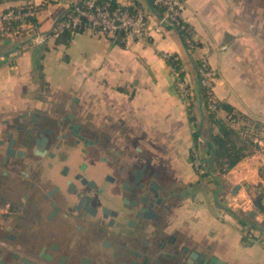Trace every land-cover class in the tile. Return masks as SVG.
Masks as SVG:
<instances>
[{
    "label": "crops",
    "instance_id": "1",
    "mask_svg": "<svg viewBox=\"0 0 264 264\" xmlns=\"http://www.w3.org/2000/svg\"><path fill=\"white\" fill-rule=\"evenodd\" d=\"M25 1L0 0V31L3 12ZM80 1L46 0L38 6H43L37 11L38 29L48 36L43 44L20 34L0 37V114L76 101L85 122L117 139L132 138L168 176L167 182L173 184L174 179L182 189L173 228L183 243L227 264H264V240L243 234L254 223L264 239V213L254 205L259 189L264 191L263 155L253 144V152L226 173L200 175L193 160L212 158L208 143L218 127L208 120L200 100L194 102L203 141L195 148L188 105L179 96L165 58L167 53L179 57L195 96V60L206 61L218 73L215 98L233 107L232 113L220 109L218 117L230 120L249 140L264 132V0H186L183 16L195 43L192 50L176 28L159 25L146 0H121L149 13L146 40L84 30L74 34L69 45L56 44L57 21ZM41 45L49 48L41 61L42 73L34 61ZM40 79L48 91L44 98L36 94ZM230 174L238 178L235 186L223 180Z\"/></svg>",
    "mask_w": 264,
    "mask_h": 264
},
{
    "label": "flooded vegetation",
    "instance_id": "2",
    "mask_svg": "<svg viewBox=\"0 0 264 264\" xmlns=\"http://www.w3.org/2000/svg\"><path fill=\"white\" fill-rule=\"evenodd\" d=\"M167 177L76 101L0 114V264H198Z\"/></svg>",
    "mask_w": 264,
    "mask_h": 264
},
{
    "label": "built area",
    "instance_id": "3",
    "mask_svg": "<svg viewBox=\"0 0 264 264\" xmlns=\"http://www.w3.org/2000/svg\"><path fill=\"white\" fill-rule=\"evenodd\" d=\"M45 1L26 0L21 6L8 8L3 12L1 21L7 24H16L18 27L17 33L26 36L33 44H43L47 41L48 36L39 31L38 26L35 25L32 19L37 16V7L44 4ZM185 2L186 0H155V4L164 8V14L161 17L157 16L159 25L187 29L188 23L183 16ZM64 28L72 29L74 34L90 30L97 36L120 34L126 40H146L149 35L150 23L149 15L145 11L139 10L134 13L130 9V4L123 3L121 0H118L116 5L110 3L100 5L96 4L95 0H88L84 4L73 3L70 15L58 22L53 32L57 34ZM187 43L190 47H195V43L190 37L187 39ZM165 58L176 60L175 57H172V53L165 54ZM170 66L172 75L176 80L179 96L189 106L193 100L194 92L185 77L184 79L181 78V71L175 65ZM199 72L201 84L210 96L208 107L210 110L216 111L217 105L213 89L218 75L217 70L212 68L206 61H203ZM249 138L263 155L262 169L264 170V132L256 133ZM193 166L200 175H204L207 171L204 163L198 158H194ZM258 233L255 228H249L243 232L245 238L250 240H264L260 238Z\"/></svg>",
    "mask_w": 264,
    "mask_h": 264
},
{
    "label": "trees",
    "instance_id": "4",
    "mask_svg": "<svg viewBox=\"0 0 264 264\" xmlns=\"http://www.w3.org/2000/svg\"><path fill=\"white\" fill-rule=\"evenodd\" d=\"M147 4L150 8V10L154 11L159 16H162L164 14V8L162 6H159L155 4V0H146ZM86 0H81L78 2L79 4H84ZM118 0H95L96 4L103 5L105 3H110L111 5H116ZM43 6L37 7V11L41 9ZM130 9L135 13L139 10H143L142 8H139L135 3L130 4ZM144 11V10H143ZM146 12V11H145ZM153 12V13H154ZM71 13V9H68L62 17L59 19L58 22L66 19ZM147 13V12H146ZM149 15V13H147ZM32 21L35 23V25L38 26V22L36 17L32 19ZM57 22V23H58ZM4 25V28H3ZM178 32L180 33L183 42L185 46L192 50L193 48L189 46L187 43V39L190 37V30L189 25H187V29H182L181 27L176 28ZM7 31V32H6ZM18 27L16 24L11 23H3L2 22V29L0 31V37H6L8 34H19ZM53 35L55 36V43L56 44H65L69 45L73 36L74 31L69 28H64L60 30L57 34L53 32ZM121 44H123L121 42ZM49 48L45 45H41V47L38 48L37 54L35 55L34 61L37 69L42 73L43 65L41 63L42 59L44 58V52L47 51ZM172 57L176 58V60L167 59V62L170 65H175L180 71L181 78L184 79L185 73L182 70V63L179 59V57L176 54H172ZM203 64V60L196 59L195 60V71L197 75V81L199 85V95L194 94V99L188 106V114H189V120L195 130L193 131V140L195 142V148L199 146L200 143H202L201 139V132L198 130L199 121L196 116V114L193 111L194 102H200L202 103V106L204 108V111L206 113V116L208 120L215 124L218 127V132L211 135L210 142L208 145L213 149V151L216 153L215 159L210 163L207 164V171L203 176H209L212 175L214 172H217L219 174H224L227 171H229L231 168H233L237 163H239L243 158L247 157L253 152V143L242 136L241 132L237 129H235L231 125V121H224L221 120L218 117V111L220 109L226 110L228 113L233 112V107L227 103H222L219 100L216 99V105L217 110L212 111L208 107V101H209V94L205 87L201 84V75H200V68ZM42 79H44V75L41 74ZM194 157V156H193ZM262 176H264V170H261ZM260 187V186H259ZM254 205L257 211L264 213V191L263 189H259V192L254 197ZM241 222L243 224H248L249 221H247L244 218H240ZM251 228H258L256 224H251Z\"/></svg>",
    "mask_w": 264,
    "mask_h": 264
},
{
    "label": "water",
    "instance_id": "5",
    "mask_svg": "<svg viewBox=\"0 0 264 264\" xmlns=\"http://www.w3.org/2000/svg\"><path fill=\"white\" fill-rule=\"evenodd\" d=\"M71 8H72V4L70 5L69 9H71ZM152 12H154V11L152 10ZM154 14L157 15L158 17H161V16H159L158 14H156L155 12H154ZM58 21H59V20H58ZM58 21H57V22H58ZM201 104H202V103H201ZM199 131L201 132V130H199ZM215 156H216V153L214 152V153H213V156H212V158H211L210 160H205V161H203L204 165L206 166L207 163L212 162V161L215 159ZM206 168H207V166H206ZM253 214H254V213H252V215H253ZM195 258L198 260V264H227L226 262L220 260V259L217 258L216 256H213V257H211V258H208L207 255H206L205 253H199V252H196V253H195Z\"/></svg>",
    "mask_w": 264,
    "mask_h": 264
},
{
    "label": "rangeland",
    "instance_id": "6",
    "mask_svg": "<svg viewBox=\"0 0 264 264\" xmlns=\"http://www.w3.org/2000/svg\"><path fill=\"white\" fill-rule=\"evenodd\" d=\"M39 82H40V89L36 91V94L39 95L40 98H44L47 95L48 91H45V85H44V82L41 81V79ZM223 180L225 183H229V184L235 186L237 181H238V178H235L234 174H230L228 177L223 178ZM225 185L227 186V184H225ZM221 201H223V200H221Z\"/></svg>",
    "mask_w": 264,
    "mask_h": 264
}]
</instances>
